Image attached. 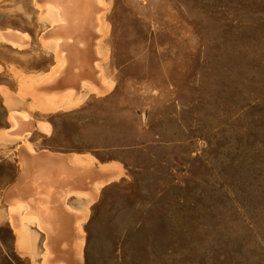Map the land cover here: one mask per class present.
<instances>
[{"label":"rangeland","instance_id":"374dc122","mask_svg":"<svg viewBox=\"0 0 264 264\" xmlns=\"http://www.w3.org/2000/svg\"><path fill=\"white\" fill-rule=\"evenodd\" d=\"M65 1L0 0V264H264V0H106L109 91L55 109Z\"/></svg>","mask_w":264,"mask_h":264},{"label":"bare ground","instance_id":"6f19581e","mask_svg":"<svg viewBox=\"0 0 264 264\" xmlns=\"http://www.w3.org/2000/svg\"><path fill=\"white\" fill-rule=\"evenodd\" d=\"M71 2H72V0H66L65 3L63 4L62 8H64L65 11H69L68 8H70L72 6L74 7L75 4H76V6L79 5L80 7L73 12L63 11L62 16L67 19L68 25H67V27L65 26L64 29L63 28L58 29V33H55V34H57L58 36L60 35L64 39L63 42L61 41V44H60V42H58L57 48L59 50H61L60 48L62 47V50H63L62 53L63 54H65V52H66V54H68L70 56L73 55L74 59H76L77 66L73 65L75 67H71L72 64L69 66V64L71 62V58L68 57V60H66L65 58H63L62 56L59 55V58L61 57V59H59V62H61L60 63L61 66L64 65V67L66 66V69H67L68 75H67L66 81L68 83H70L69 84L70 89L66 95H60V93H57L58 91L54 92L57 95H53L52 100H54V98H59V99H61L60 101L62 102L57 106H53V108H55V109L62 107V105H64L63 104L64 102H67L68 106L74 105V103L72 101V93L76 92L77 87H76L75 83L71 84V77H72L71 74L73 73L72 69H77V70L81 71V73H80L81 75L78 78V80H79L80 87L82 89H87V90H90V91H93L96 93H105V92L109 91V88L103 87V83L105 81V78L107 77V74L110 72V70H112L115 67V64H118V63H116V59L113 55V43L112 42H114V39H113V27H112V23H111L112 16L110 15L111 5H112L111 2L107 3L106 0H75L74 4ZM0 38H2L6 42H9L13 45L19 44L17 47L22 46L24 44V41L21 39V37H19L18 34H15L12 32H5L3 34H0ZM58 41H60V39H58ZM25 43H26V40H25ZM67 56H66V58H67ZM65 72H66V70H65ZM57 73H58L57 71H54L52 77H55L57 75ZM58 76H59V74H58ZM38 86H39V84H38ZM32 87H34V86H32ZM36 92L34 90L32 91L33 94H35ZM29 94H30V91H29ZM40 97H42V96H40ZM36 98H38V97H36ZM51 105H55V104H51ZM68 106H66V107H68ZM15 120H17V119H15ZM69 161L72 164H77L79 166L87 165L88 167H86V168L89 169V175L91 176L92 169H94V168H92V169L90 168L93 165L92 159H90V160L85 159L84 160L80 157H77V155L76 156L74 155V156H71L69 158ZM99 169H100L101 174L99 173L100 175H96V178H91V182H93L92 187L90 186L91 188H89V191L81 193L82 195H85V196L89 197L90 199L95 198V194H96L98 188H100L103 184H107V183H110L111 181H114L121 174V169H119V167H117V166L116 167L115 166H101V167H99ZM99 169H97V170H99ZM84 172H86V171H84ZM83 174L84 173H82L80 175H83ZM96 174H98V173H96ZM89 175L87 174L85 176H89ZM92 175H93V173H92ZM94 175H95V173H94ZM104 175L106 177L99 178L100 176H104ZM85 176H83V177H85ZM79 180L81 181V178ZM80 181H77V184H75L74 182L73 183L75 184V186L78 185L79 183L81 185L82 183ZM81 187H83V185ZM57 201H56V203H57ZM57 208L58 207H56V209ZM60 212H61V210H60ZM63 216H64V214H63ZM51 217H52V215H51ZM61 222H62V220H61ZM79 228L80 227L77 228V233H78L77 239L79 242L78 243L76 242L75 246H71V245H74V243H72V242H71V244H67L68 246H71V252L70 253H72V252L74 253L75 251H72L74 249L78 250V254L80 253L79 250H80V246L82 245L80 242V239L82 237V235H81L82 233H81V231H79ZM53 229L55 231H57V235L59 236V238L60 237H68V236L70 238H73L72 234L64 232L67 230L64 227H61V228L53 227ZM50 245H51V243H50ZM49 249H50V247H49ZM75 254H76V252H75ZM72 261H73V258H72Z\"/></svg>","mask_w":264,"mask_h":264}]
</instances>
